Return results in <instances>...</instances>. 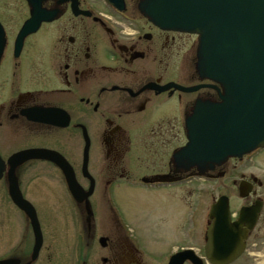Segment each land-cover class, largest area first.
<instances>
[{"label":"flooded vegetation","instance_id":"flooded-vegetation-1","mask_svg":"<svg viewBox=\"0 0 264 264\" xmlns=\"http://www.w3.org/2000/svg\"><path fill=\"white\" fill-rule=\"evenodd\" d=\"M20 1L24 15L0 9V205L14 211L0 216V261L214 264L206 256L207 247L214 252L210 213L226 196L241 245L228 264H264V170L232 179L246 157L261 168L264 147L202 175L173 157L195 111L220 101L219 85L196 70L197 37L150 23L139 12L145 0H123L121 10L103 0H32L40 21L25 30L32 8ZM196 180L232 187L215 200L208 191L202 222L196 206L181 215V191L191 194ZM11 186L32 206L34 191H49L72 214L42 222L36 213L34 229ZM126 192H165L172 203L148 206L147 227L137 231L117 205Z\"/></svg>","mask_w":264,"mask_h":264},{"label":"water","instance_id":"water-1","mask_svg":"<svg viewBox=\"0 0 264 264\" xmlns=\"http://www.w3.org/2000/svg\"><path fill=\"white\" fill-rule=\"evenodd\" d=\"M104 1L122 8V0ZM30 6L32 17L25 30L40 21L36 19V6ZM139 11L161 29L197 35L196 69L202 78L222 88L220 102L198 109L188 121V142L174 154L175 162L185 168L197 167L202 175L209 166L264 147V0H145ZM3 46L0 26V57ZM69 186L77 198L79 189L75 184ZM9 193L38 228L34 208L16 187L11 186ZM210 217L214 227L208 232L209 244L214 252L207 247V259L214 264H228L239 255L241 245L232 235L237 226L230 224L226 197L212 206Z\"/></svg>","mask_w":264,"mask_h":264},{"label":"rangeland","instance_id":"rangeland-1","mask_svg":"<svg viewBox=\"0 0 264 264\" xmlns=\"http://www.w3.org/2000/svg\"><path fill=\"white\" fill-rule=\"evenodd\" d=\"M0 9H15V12L18 14L24 15V4L20 0H3L0 1ZM138 18V16L136 17ZM141 21V22H140ZM144 21V20H143ZM142 19H138V23L136 24H143ZM255 158L246 157L241 162H238L236 165V171H234V174L232 176V179L235 178V180L239 181V174H249L254 173L258 176H263V172H260V170H264V164H262V167L259 168L257 163L254 160ZM233 165V163H231ZM261 173L262 175H260ZM230 180H223V181H216L212 184L209 183H203L200 180H196L191 188H194L192 190L191 194L188 193V187H185L183 189L184 191H181V215H185L186 219L188 218V215L191 211V206L197 207V221H201L204 216V207L209 204V195L208 191L211 190L212 195H214V200L217 199L220 195H229L232 191L231 184H229ZM230 185V187H223L222 185ZM227 189V190H226ZM143 192L142 190H140ZM207 192V194H206ZM210 192V191H209ZM146 193V192H145ZM140 193L133 197L129 196V192L124 193L123 195H118V202L117 205L121 211V213L124 215V218L126 220H129L132 224V227L136 229L137 231H142L143 226L147 227V221L149 218L147 215H149L147 212L149 210H146V208L150 205L155 206L159 205L161 207V210L169 206L172 201L167 198V195L165 192L163 193H151V194H145ZM165 194V196H164ZM2 192L0 191V198L2 197ZM132 195V192H131ZM235 195V193H234ZM164 196V197H162ZM33 207L40 218L42 222H45L48 220V218H54L55 220H58L57 217H69L72 214L71 206L66 203V205H58L56 204L49 193V191L41 190L39 192L34 191V198H33ZM7 208L8 211L11 214H14V211L11 207H2L0 205V216L3 214L4 209ZM169 212V211H167ZM16 214H18L15 211ZM157 213V212H156ZM126 216V217H125ZM184 217V216H183ZM182 217V218H183ZM181 218V219H182ZM168 230V228H166ZM62 228L60 227L58 231H61ZM160 230V229H159ZM197 230L201 231L203 230V227L197 228ZM3 253V250L0 246V254Z\"/></svg>","mask_w":264,"mask_h":264}]
</instances>
